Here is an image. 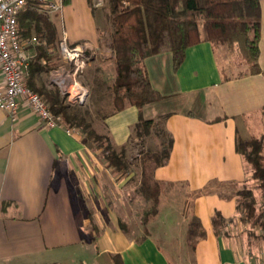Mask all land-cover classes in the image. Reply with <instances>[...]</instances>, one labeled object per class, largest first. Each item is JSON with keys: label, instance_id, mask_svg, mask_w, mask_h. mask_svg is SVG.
Instances as JSON below:
<instances>
[{"label": "crops", "instance_id": "obj_1", "mask_svg": "<svg viewBox=\"0 0 264 264\" xmlns=\"http://www.w3.org/2000/svg\"><path fill=\"white\" fill-rule=\"evenodd\" d=\"M259 3L254 70L248 66L242 74L227 75L221 62L226 47L206 41L187 47L176 70L170 52L151 55L143 63L162 97L140 108L128 105L103 120L105 132L118 147L127 142L139 115L145 119L167 115L172 148L168 161L153 175L162 183L161 207L167 194L187 207L178 238L167 232L159 242L149 228L140 235H132L130 228L127 233L121 230L109 198L118 184L125 193L121 206L132 208L125 190L133 182L131 172L119 174L108 167L100 150L86 144L81 133L45 127L26 106L15 121L0 109V264H116L114 255L121 264H250L242 249L235 191L255 182L235 143L237 137L248 139L264 131V0ZM98 6L92 0H64L61 13H49L37 22L39 35L31 13L27 9L19 13L31 26L30 33L19 32L23 47L31 58L41 54L40 69L32 79L35 89L54 87L48 82L57 70L55 62L62 59L63 44L84 43L88 65L92 58L100 65L104 61L113 65L103 42L106 20ZM49 24L54 31L47 29ZM175 187L186 191L171 195ZM216 211L225 219L218 233L211 219ZM192 215L205 230L194 249L186 242ZM175 244L180 247L174 252L178 263L167 252Z\"/></svg>", "mask_w": 264, "mask_h": 264}, {"label": "trees", "instance_id": "obj_2", "mask_svg": "<svg viewBox=\"0 0 264 264\" xmlns=\"http://www.w3.org/2000/svg\"><path fill=\"white\" fill-rule=\"evenodd\" d=\"M104 3L103 15L111 31L103 42L113 64V79L97 89L102 97L94 101L95 110L102 121L108 114L128 105L140 108L162 97L148 78L143 63L148 56L170 52L173 69L176 70L184 60L187 47L206 41L214 46H235L245 63L252 70L256 68L260 39L259 0H104ZM26 9L31 13V19L36 21L33 28L39 35L41 27L37 22L41 18L45 20V15L37 12L34 5ZM18 25L19 32L30 33V20L26 17L18 15ZM47 29L54 31L50 24ZM55 40L53 38V45ZM40 56L37 53L30 58L26 84L43 95L51 110L59 114L70 129H80L84 142L100 150L99 155L108 167L119 174L130 173L127 146L134 142L141 146L137 158L139 179L135 190L145 202H149L143 208L142 219L144 234H147L145 225L157 212L162 191V183L154 178L153 172L168 161L172 148V136L165 128L167 115L150 119L139 115L130 128L127 142L115 147L108 133L98 132L91 126L87 118L91 115L88 106L68 102L56 87L50 90L33 87L32 79L40 69ZM103 95H108L113 106V110L106 114L102 110ZM149 139H156L157 142L154 147L145 148ZM235 149L250 168V177L255 182L254 186L243 185L235 191L236 205L241 210L240 220L264 226L256 206L258 199L264 202V131L248 139L237 137ZM211 219L214 232L218 233V227L225 219L218 211ZM119 226L124 233L129 232L124 221L120 220ZM204 237V228L192 215L187 222V244L194 249L198 240ZM114 260L116 264H121L116 255Z\"/></svg>", "mask_w": 264, "mask_h": 264}, {"label": "rangeland", "instance_id": "obj_3", "mask_svg": "<svg viewBox=\"0 0 264 264\" xmlns=\"http://www.w3.org/2000/svg\"><path fill=\"white\" fill-rule=\"evenodd\" d=\"M104 0L99 4V6L96 8L99 15L102 13V10L104 9ZM42 15H47L44 13H40ZM110 24L108 21H105V27H104V36L103 38H107L110 33ZM226 47V46H225ZM226 57L221 61L222 62V69L223 71L229 75L234 76L238 74H242L247 71L248 64L245 63L244 59L239 54L237 48L235 46L228 48L226 47ZM101 58H104L107 60V56L105 54L100 53L99 55ZM91 63L88 65V61H86V64L81 70L76 73L75 75H72V65L64 60H62L60 57L55 62L56 65L54 68L55 70L53 74L51 75V79H47L48 85L54 86L59 89L60 93L65 97V99L72 103V104H80L88 106L90 109V116H87L88 121H91V126L97 130L98 132H105L103 121L100 117L96 116V103L95 100L100 98V93L97 92L98 87L101 84H107L112 82L113 79V65H111V62L104 61L102 65H100L97 61V59H90ZM67 74H69L67 76ZM54 77H57V81H59L61 78H63V82L61 84H56L53 80ZM75 83L79 84L86 92L83 99L80 101L79 99L75 98L74 91V85ZM49 89H53V87H50ZM72 93V94H71ZM42 95L41 93H39ZM43 97V95H42ZM102 97V96H101ZM44 98V97H43ZM104 101H101L103 103V113H109L113 110V106L111 104V101L107 96H104ZM102 98V99H103ZM84 107V106H83ZM72 130L78 131L81 133L80 129L74 128ZM82 134V133H81ZM156 139H149L145 145L146 147H154L156 144ZM141 146L135 142L129 143L126 149V159L131 163L129 165L131 175L133 177V182L128 183V185L125 187V190L128 193L129 198L132 200V208L127 209L124 208V206H121V201H125L124 194L121 191L122 187L120 185L115 184L113 185L111 198L112 204L114 205V212L115 216H117L120 220H125L124 222L128 224V227L130 228V231L132 235H140L141 233H144V225L142 223L143 219V208L147 207L149 205V202L142 201L141 196L136 192V182L137 179H139V169L137 164V158L138 154L140 152ZM119 173V172H118ZM125 191V192H126ZM135 191V192H134ZM186 190H183L182 188L175 187L172 190V194L175 195H183V192ZM255 193L257 194L258 191L255 190ZM170 194V193H169ZM168 195V194H167ZM166 197L163 198V204L162 207L159 203L157 212L150 218L149 222L145 225V227L151 230V233L156 236L157 240L160 242V237L162 234L171 233L170 237L173 236L174 239L180 234L179 232L182 230V217L184 218V214L186 216L187 207L186 209H183V207L180 205V198L176 197ZM135 198V199H134ZM179 199V200H178ZM138 201V202H137ZM178 205H176L175 204ZM177 206V207H176ZM257 212L259 213V216L261 215L260 221L264 222V213L261 214L262 211H264V202H262L260 199H258L257 203ZM161 207V208H160ZM175 211V213H170L171 211ZM149 224V225H148ZM149 226V227H148ZM240 228L242 229V235H243V251L245 254V257L248 259L250 264H264V226H260L258 223L251 224V223H243L241 222ZM180 247L178 245H173L171 248L168 249V253L170 255L173 254L174 258V252L178 251ZM177 256V255H175ZM175 259V258H174ZM178 259V258H177ZM176 263L178 261L175 259ZM180 261V260H179Z\"/></svg>", "mask_w": 264, "mask_h": 264}, {"label": "built area", "instance_id": "obj_4", "mask_svg": "<svg viewBox=\"0 0 264 264\" xmlns=\"http://www.w3.org/2000/svg\"><path fill=\"white\" fill-rule=\"evenodd\" d=\"M92 2L94 5H99L101 0H92ZM29 5H34L44 14L61 13L64 0H0V74L3 84L0 87V109L6 111L8 117L15 121L20 108L26 106L36 114L45 127H60L71 132L72 129L64 123L59 114L51 110L42 95L26 84V68L31 55L23 47L20 38L18 15ZM32 40H35V37ZM61 56L64 61L72 65V75L78 73L89 60L84 43L73 46L63 44ZM53 80L56 84L63 82V78L57 81V77H54ZM85 92H78L75 98L81 101Z\"/></svg>", "mask_w": 264, "mask_h": 264}, {"label": "bare ground", "instance_id": "obj_5", "mask_svg": "<svg viewBox=\"0 0 264 264\" xmlns=\"http://www.w3.org/2000/svg\"><path fill=\"white\" fill-rule=\"evenodd\" d=\"M78 92L84 93L85 90L81 86H79V84H75L74 85V93L77 94Z\"/></svg>", "mask_w": 264, "mask_h": 264}]
</instances>
